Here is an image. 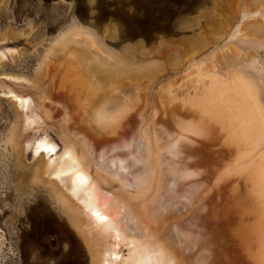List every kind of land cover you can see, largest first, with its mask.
<instances>
[{
	"label": "rangeland",
	"instance_id": "obj_1",
	"mask_svg": "<svg viewBox=\"0 0 264 264\" xmlns=\"http://www.w3.org/2000/svg\"><path fill=\"white\" fill-rule=\"evenodd\" d=\"M65 54L86 55L94 65L104 62L103 68L114 66L122 76H135L121 80L105 105L112 113L117 104L138 98L133 121L123 118L118 127L129 129L126 144L120 139L95 142V152L88 153L92 170L96 162L109 166L103 171L105 186L120 188L109 175L115 157L128 159L127 169L119 168L123 177L158 166L162 181L154 208L160 218L184 220V227L172 223L164 235L183 246L189 263L254 264L230 229L240 215L227 188L237 185L239 198L249 197L254 183L236 166L251 163L261 147L235 162L234 154L222 155L234 147L223 144V137L214 141L205 131H182L177 140V130L166 132L160 118L165 107L183 108L189 97L209 91L214 78L227 82L238 72L251 79L264 113V0H0V264H93L88 243L69 223L48 177L43 182L34 173L36 142L45 138L61 152L64 130L78 129L76 117H64L68 89L60 82L61 73L52 67L44 83L48 87L38 84L49 64L46 56L57 61ZM12 93L32 97L33 120L26 121L25 108ZM216 110L224 125L236 123L230 118L235 113L222 103L217 102ZM89 120L97 137L115 136L112 127ZM213 125L226 131L219 122ZM115 142L119 145L112 148ZM102 149L106 152L100 156ZM206 154L228 163L216 172L211 165L194 167ZM179 165L196 174L175 178ZM196 181L200 183L194 187ZM194 188L201 193L198 207ZM127 190L134 192V187ZM126 250L119 248L121 254Z\"/></svg>",
	"mask_w": 264,
	"mask_h": 264
},
{
	"label": "bare ground",
	"instance_id": "obj_2",
	"mask_svg": "<svg viewBox=\"0 0 264 264\" xmlns=\"http://www.w3.org/2000/svg\"><path fill=\"white\" fill-rule=\"evenodd\" d=\"M50 56L52 55L46 56L50 62L47 61L49 64L44 68L43 81L38 84L42 86L43 90L48 87L50 83L45 85L44 83L52 67L56 68L57 74L61 73L60 82L68 89L63 108L64 117L65 119H68L69 116L76 117L78 129L74 130L73 133L64 130L66 142L61 152H58L54 143L45 138H40L33 151V156L36 159L34 173L35 177L43 182L48 177L47 183L69 223L80 230L88 243L93 257L92 263L190 264V257L184 253L183 246L177 245L172 239L164 235L165 229L172 223L180 228L184 227V220L175 215L160 218L154 208V201L162 181V174L158 166L151 164L150 169L144 171L140 176L123 177L125 175H122L123 171L120 173L119 168L127 169L125 161L127 158L124 160L120 156L115 157L111 160L115 164L114 173L111 172L109 175L119 181L120 188L118 190L109 189L104 184L108 180L103 171L105 168H109L108 165L105 167L96 162L94 170L91 169L92 162H90L89 157L91 155L88 153L91 152L93 155L95 152L93 146L95 142L102 145L120 139V143L126 144L125 138L129 129L121 130L118 127L120 128L124 121L123 118H126V122L133 121L134 113L132 111H137L138 98H130L123 104H117L112 113L106 112L105 105L107 104V97L111 96L110 93L114 89H118L121 80L124 82L127 79L135 78V76H122L121 70L114 66L106 65L103 68L101 66L104 62L101 63L102 65H94L86 55L75 57L65 54L61 58L58 56L57 61L50 60ZM212 82H214L213 85L210 84L208 87L213 88H208L209 91L206 90L207 92L204 91L199 96L189 97L183 103V108H181L182 105L181 107L177 105L165 107V115L160 120L165 125L164 130L166 132L175 128L177 130L176 136L178 133L180 135L182 131H205L207 137H211L214 141L223 137V144L234 147L224 150L222 155L234 154L235 162L249 155L252 148L261 147L258 152L259 155L251 163L246 165L242 162L236 166L239 172L245 174V180L254 183L252 185L254 186L253 191L249 193V197L240 199L237 185L227 188V191L233 195L236 212L240 215L234 228H230L231 231L239 243L247 248L245 250L249 260L251 259L254 264H264L263 108L259 105L258 95L251 79L246 75L238 72L227 82L218 78H214ZM12 97L25 108L26 121L33 120L34 114L31 113L32 97L16 93H12ZM217 102L222 103L227 109L235 113L230 117L232 120L237 119L235 124L227 123L228 125H224L222 117L220 118L217 114ZM69 111L72 114H69ZM91 113L95 115L93 118H91ZM125 113H130V115H124ZM89 119H94L98 124L97 126L102 124L106 127L107 125L112 127V131L116 132L115 136L97 137L96 132L91 128ZM218 122L222 128L220 129H225V132L221 133L222 131L213 125ZM167 135L171 136V134ZM203 136L205 135L203 134ZM177 140H179V136ZM119 142L113 143L112 148H117ZM105 152L102 149L100 156H103ZM206 156L208 155L206 154ZM134 161L132 164L135 163ZM226 162H223V158L219 159L211 155V157H205L203 160L194 163L193 166L211 165L212 172H216ZM186 168L187 165H179L171 173L175 178L185 173L191 175L194 170L187 172L185 171ZM111 170L109 169V171ZM192 174L194 175L196 172L194 171ZM120 175L125 179H120ZM199 183L196 181L193 184L194 187L198 186ZM127 186L134 187V192H127ZM194 189L195 207H198L201 193L196 188ZM152 190L154 192L151 193ZM192 190L190 191L192 192ZM190 191L189 193H191ZM231 201L233 202V200ZM195 231L198 232V230ZM196 239L195 243L199 244V239L197 237ZM189 240L186 239L185 242H190ZM121 246H126L127 252L125 254L120 253L119 248ZM108 255L111 261L108 260Z\"/></svg>",
	"mask_w": 264,
	"mask_h": 264
}]
</instances>
